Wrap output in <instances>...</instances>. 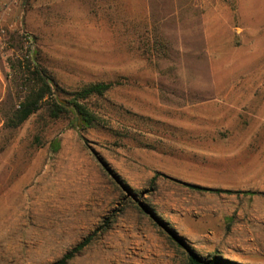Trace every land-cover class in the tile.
Listing matches in <instances>:
<instances>
[{"label": "rangeland", "instance_id": "obj_1", "mask_svg": "<svg viewBox=\"0 0 264 264\" xmlns=\"http://www.w3.org/2000/svg\"><path fill=\"white\" fill-rule=\"evenodd\" d=\"M28 53L93 125L6 124ZM0 69V264H264V0H0Z\"/></svg>", "mask_w": 264, "mask_h": 264}, {"label": "trees", "instance_id": "obj_2", "mask_svg": "<svg viewBox=\"0 0 264 264\" xmlns=\"http://www.w3.org/2000/svg\"><path fill=\"white\" fill-rule=\"evenodd\" d=\"M25 62L20 64L22 67L23 79L26 81L25 92L18 99L17 107L13 109L11 118L7 120L11 127H16L28 119L35 112L43 109L50 119H57L73 114L76 123L88 127L94 124L96 115L87 106V100L91 96L102 95L110 89L112 82L95 81L89 82L74 91L67 99L59 100L56 96L53 79L46 69L40 66L28 54H23ZM200 189V186L194 185ZM91 239V235L86 236L78 242L71 250L65 253L53 264H65L75 253L81 250ZM179 247L183 248L185 256L184 264H244L232 259L222 257L219 254L202 256L193 250H189L180 238H177Z\"/></svg>", "mask_w": 264, "mask_h": 264}, {"label": "crops", "instance_id": "obj_3", "mask_svg": "<svg viewBox=\"0 0 264 264\" xmlns=\"http://www.w3.org/2000/svg\"><path fill=\"white\" fill-rule=\"evenodd\" d=\"M4 91H5V86L3 84L2 73H1V69H0V101L3 98Z\"/></svg>", "mask_w": 264, "mask_h": 264}, {"label": "water", "instance_id": "obj_4", "mask_svg": "<svg viewBox=\"0 0 264 264\" xmlns=\"http://www.w3.org/2000/svg\"><path fill=\"white\" fill-rule=\"evenodd\" d=\"M187 248H189V247L187 246ZM189 250H192V249L189 248Z\"/></svg>", "mask_w": 264, "mask_h": 264}]
</instances>
